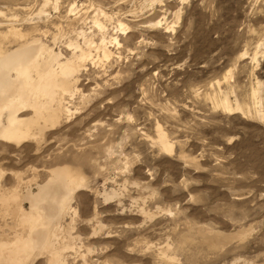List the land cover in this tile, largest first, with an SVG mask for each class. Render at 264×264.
I'll return each instance as SVG.
<instances>
[{"label":"rangeland","instance_id":"rangeland-1","mask_svg":"<svg viewBox=\"0 0 264 264\" xmlns=\"http://www.w3.org/2000/svg\"><path fill=\"white\" fill-rule=\"evenodd\" d=\"M0 33L7 51L92 53L73 59L70 114L40 142H0L7 191L55 168L83 182L63 264H264V0H0ZM0 227L21 231L1 206Z\"/></svg>","mask_w":264,"mask_h":264},{"label":"bare ground","instance_id":"bare-ground-1","mask_svg":"<svg viewBox=\"0 0 264 264\" xmlns=\"http://www.w3.org/2000/svg\"><path fill=\"white\" fill-rule=\"evenodd\" d=\"M95 25L99 32L102 31L101 23L96 22ZM155 25L160 26L161 21ZM119 27L121 31H125L122 24ZM9 33L16 39L23 37L15 31ZM8 37L7 33H0V142L17 146L29 141L37 143L42 140L46 131L60 123L64 113H71L64 98L72 97L76 90L73 80L78 67L73 59L86 62L92 53L80 50L76 44H70L69 47L74 49L73 57L63 61L61 53H55L38 39L27 41L16 50L7 51L4 50L2 41ZM104 41L105 39L97 47L100 52L102 50V57L107 58L110 51ZM111 41L114 45L120 44L117 38ZM257 55L258 53L254 55V60ZM254 93L256 97L259 94L258 91H253ZM224 101L222 107L225 111L238 108V105L236 109L232 108L228 99ZM240 109L242 108H238V111ZM159 135L163 150L172 153V145L165 135ZM2 176L3 172L0 171V180ZM21 182L19 176V184ZM30 182L34 180L27 182L23 190L21 185L12 191H7L0 185L1 212L4 216L14 217L17 226L21 228L20 232L15 231L11 237L6 236L0 227V264H31L36 257L42 255L49 257L50 264H63V250L69 249L65 243L74 237L71 235L72 226L68 224V229L65 230L61 222L69 213L76 214L70 203L72 195L80 189L83 182L68 167L52 169L46 182L36 184L37 192L32 190ZM24 203L29 205L27 210Z\"/></svg>","mask_w":264,"mask_h":264}]
</instances>
